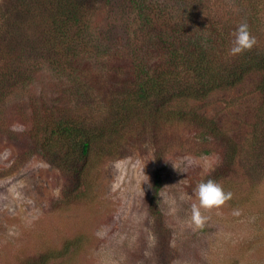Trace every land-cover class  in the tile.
I'll return each instance as SVG.
<instances>
[{
    "label": "trees",
    "instance_id": "obj_1",
    "mask_svg": "<svg viewBox=\"0 0 264 264\" xmlns=\"http://www.w3.org/2000/svg\"><path fill=\"white\" fill-rule=\"evenodd\" d=\"M196 1L0 0V130L8 129L4 103L14 101L24 124L14 137L63 173L69 201L106 161L142 148L162 160L173 147L167 132L181 126L195 131V153L221 155L203 180L228 185L237 165L251 184L264 179V0H239V18L234 6ZM241 23L258 43L230 56ZM257 72L260 100L240 141L194 103ZM162 187L157 170L149 207L165 242ZM77 246L68 241L22 264H49Z\"/></svg>",
    "mask_w": 264,
    "mask_h": 264
},
{
    "label": "rangeland",
    "instance_id": "obj_2",
    "mask_svg": "<svg viewBox=\"0 0 264 264\" xmlns=\"http://www.w3.org/2000/svg\"><path fill=\"white\" fill-rule=\"evenodd\" d=\"M202 2L234 6L232 17L243 16L238 14L243 10L239 0L196 1ZM42 75L49 79L51 74ZM261 76L253 73L238 86L194 104L242 141L259 104L256 83ZM19 113L14 101L4 103L8 129L0 130V170L11 168V173L0 177V264L37 259L68 241H76L77 248L49 264H264V179L251 184L243 167L237 165L228 185L223 184L232 198L219 207L201 208L208 217L203 227L189 225L191 205L198 202L193 188L221 159L218 151L194 152L199 145L192 129L167 132L173 147L162 160L153 149L142 148L97 166L87 192L69 201L63 173L41 155L29 153L23 136L19 142L14 137V131H24ZM157 170L163 177L161 206L170 230L165 242L149 207Z\"/></svg>",
    "mask_w": 264,
    "mask_h": 264
},
{
    "label": "clouds",
    "instance_id": "obj_3",
    "mask_svg": "<svg viewBox=\"0 0 264 264\" xmlns=\"http://www.w3.org/2000/svg\"><path fill=\"white\" fill-rule=\"evenodd\" d=\"M258 43L257 37L251 33L247 23H241L232 32L231 45L228 49V55L236 56L242 54L246 50H251ZM145 174V173H144ZM148 181V176L145 174ZM193 193L198 202L191 205V214L188 218V223L194 228L204 226L208 217L202 215L201 208L210 209L224 205L226 201L233 196L231 191H226L224 187L213 178L200 180L193 188ZM175 211V208H171ZM234 214H239L238 210H234Z\"/></svg>",
    "mask_w": 264,
    "mask_h": 264
}]
</instances>
